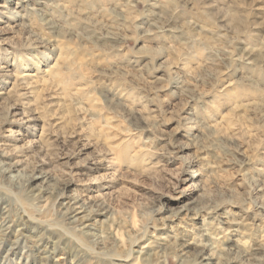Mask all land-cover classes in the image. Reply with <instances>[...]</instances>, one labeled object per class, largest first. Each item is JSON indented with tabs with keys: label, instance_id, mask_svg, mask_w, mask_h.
Here are the masks:
<instances>
[{
	"label": "rangeland",
	"instance_id": "1",
	"mask_svg": "<svg viewBox=\"0 0 264 264\" xmlns=\"http://www.w3.org/2000/svg\"><path fill=\"white\" fill-rule=\"evenodd\" d=\"M0 169V264H264V0H0Z\"/></svg>",
	"mask_w": 264,
	"mask_h": 264
},
{
	"label": "bare ground",
	"instance_id": "2",
	"mask_svg": "<svg viewBox=\"0 0 264 264\" xmlns=\"http://www.w3.org/2000/svg\"><path fill=\"white\" fill-rule=\"evenodd\" d=\"M3 169H4V167H3ZM5 172L9 173L10 171L6 170ZM13 175H9V176H7V178L8 179L11 178L13 180V178H12V177H14ZM36 178H39V177H34L32 179V181ZM13 181L18 183L16 180H13ZM19 188L21 189V191H24L26 193L33 190V188H31L30 185L28 186V188H24V185H21V183L19 184ZM33 195L34 194H32L31 196H33ZM75 202L76 201H74V202H70V201L63 202L62 205H64V209H65L63 214H65L67 216V219H68L70 224H75L74 225L75 228H77L78 226L79 227L83 226V227H81V230H80L82 234L86 235L90 239L93 238V240L97 241L98 238H96L95 237L96 234H94L92 232L93 228H90L91 225L85 224V220H91V219L88 216H86V217H79L78 216L80 213L84 212V209H83V205L75 203ZM83 218L84 219L86 218L84 220V222L83 221L79 222ZM14 224H15V221H13V220L9 221V223H5L3 225L4 233L9 234L10 232H12ZM45 230H48V229H45ZM28 239L31 241L32 247L34 248V251H35V259H34L32 264H81L80 254L78 252H75V253L64 252L62 255H58V258L55 257V255L59 251V250H57L59 248V245L55 243L56 241H51V242H49L50 243L49 245H46V244H43V241H42L43 238H41V236H36L35 234L30 235ZM105 248H106V246H101L100 250H104ZM214 259H215V257L212 254H209L208 256L204 257V260L213 261ZM145 260H146V258H145ZM207 264H210V263H207Z\"/></svg>",
	"mask_w": 264,
	"mask_h": 264
}]
</instances>
